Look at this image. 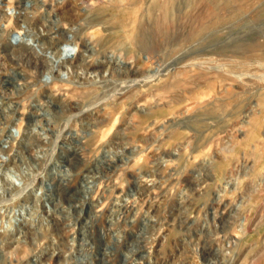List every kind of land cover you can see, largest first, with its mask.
Segmentation results:
<instances>
[{
  "label": "rangeland",
  "instance_id": "rangeland-1",
  "mask_svg": "<svg viewBox=\"0 0 264 264\" xmlns=\"http://www.w3.org/2000/svg\"><path fill=\"white\" fill-rule=\"evenodd\" d=\"M0 264H264V0H0Z\"/></svg>",
  "mask_w": 264,
  "mask_h": 264
},
{
  "label": "bare ground",
  "instance_id": "bare-ground-1",
  "mask_svg": "<svg viewBox=\"0 0 264 264\" xmlns=\"http://www.w3.org/2000/svg\"><path fill=\"white\" fill-rule=\"evenodd\" d=\"M15 36V35H14ZM15 38H16V36H15ZM22 38H23V36H22ZM25 38V37H24ZM30 42H31V40H29ZM33 41V40H32ZM1 227H3V226H1ZM6 230V229H5Z\"/></svg>",
  "mask_w": 264,
  "mask_h": 264
}]
</instances>
